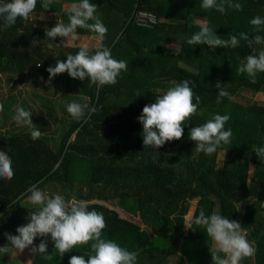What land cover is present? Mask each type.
Segmentation results:
<instances>
[{
  "label": "trees",
  "instance_id": "1",
  "mask_svg": "<svg viewBox=\"0 0 264 264\" xmlns=\"http://www.w3.org/2000/svg\"><path fill=\"white\" fill-rule=\"evenodd\" d=\"M78 2L52 0L51 8L45 10L42 0H37L29 20L18 18L13 26L0 30V76H5L8 85L13 82L9 96L0 98L4 106L0 151L10 156L15 173L10 181L0 178V247L10 246L5 233L16 235L17 227L28 222L21 216L36 211L37 206L24 204L28 189L36 184L42 191L48 186L66 199L87 201L90 211L104 216L102 238L136 252V264H170L177 255V264H212V241L206 230L194 224L192 229L185 227L202 209L206 215L218 213L241 224L255 254L240 264H264V161L253 151L264 147V73H257L256 83H251L246 73L237 72L248 55L264 50V44L249 48L240 40L236 48L212 49L187 43L204 25L225 40L231 35L239 38L241 32L250 38L264 37V26L255 32L250 23L256 16L264 18V0H225L223 14L203 9L202 0H90L98 6L96 15L107 28L99 46L109 48L114 59L126 61L127 72H121L115 85L99 90L95 85L89 87L87 79H73L67 72L45 84L49 78L46 69L57 60L66 61L68 54L75 55L80 46L49 48L45 30L51 28L34 18L56 14L67 24L64 5ZM229 3H240L242 11L228 7ZM139 11L154 15L156 22L138 25ZM77 33L95 36L82 28ZM61 39L65 38L51 42L59 44ZM26 78L33 88L32 101L44 114L37 113L27 100L21 103L42 132L35 141L32 128L17 126L13 120L17 107L11 92ZM184 80L191 81L193 102L195 96L200 102L197 114L182 125V139L158 149L143 147V126L138 121L143 107L154 103L173 82ZM217 82L233 99L216 103ZM244 91L253 98L240 101ZM72 102L88 103L97 111L86 122L75 120L67 112ZM216 114L230 116L225 130L232 131L231 143L221 145L211 156L199 153L193 159L195 142L190 139V129ZM221 152L224 162L218 166ZM193 201H197L194 214L187 221ZM114 207L142 224L122 217ZM42 239L37 237L34 244ZM46 239L53 259L31 253V264H69L71 256L87 259L94 254L89 243L61 258L50 234ZM3 255L0 253L1 259Z\"/></svg>",
  "mask_w": 264,
  "mask_h": 264
},
{
  "label": "clouds",
  "instance_id": "2",
  "mask_svg": "<svg viewBox=\"0 0 264 264\" xmlns=\"http://www.w3.org/2000/svg\"><path fill=\"white\" fill-rule=\"evenodd\" d=\"M52 0H42L41 7L45 10L51 8ZM37 7V0H0V20L3 28L13 26L17 19L29 20L31 14ZM97 5L90 3V0H79L68 7V23L57 22L51 29L45 30V36L49 39L48 47H67L79 39L77 29L82 28L94 33L93 37L97 42H102L107 33V28L96 15ZM201 7L205 10L215 9L221 14L225 13V0H202ZM228 7L236 11H242L240 3L228 4ZM89 21H94L89 23ZM255 32H260L264 26V18L256 16L250 20ZM61 37L59 44L52 43L55 38ZM240 40L247 42V46L264 44V37L255 35L249 37L248 33L231 35L229 39H221L213 30L204 25L201 30L191 36L187 41L189 45H207L212 49L218 47L236 48ZM39 40H33L36 45ZM39 67V65H37ZM127 62L116 60L112 57L107 47H96L93 52L88 44H82L75 54H68L66 61L57 60L55 66L46 69L49 73L48 83L58 74L67 72L73 79L89 81V87L95 85L97 90L105 85H115L121 72H127ZM238 73H246L251 78V83H256L257 73H264V50L256 55H248L246 62L242 63ZM43 79V78H41ZM191 81L184 80L180 83L173 82L166 92L156 97L155 102L145 105L141 115L138 117L142 124L143 147L158 149L166 142L181 140L184 134L185 125L194 115L197 114L200 97L195 96L190 87ZM218 89L216 103L220 104L224 98L233 99L231 94L221 87L217 82ZM85 100L88 98L85 97ZM3 104H0V112L3 111ZM97 111L95 107H89L88 103L80 104L72 102L67 105V112L75 120L84 119L85 122ZM32 113L22 107H17L13 120L17 126H28L32 128L31 139L38 140L42 132L32 123ZM230 119L229 115H214L201 126L192 127L189 132L190 139L195 142L192 158L203 153L211 156L217 152L221 145L231 143L232 131L225 130V124ZM253 151L264 161V147L254 148ZM15 173L12 167V160L5 151H0V178L4 180L13 179ZM28 192V202L37 206L36 211L28 216V222L16 229V235L5 233L9 245L0 247V253H22L29 249L33 255L42 254L45 260H52L53 257L47 251V237L51 236L54 249L63 258L64 254L71 252L78 246L89 245L94 254L87 259L84 256H71L69 264H136L137 253L130 252L120 247L112 240L102 238V232L106 222L102 213L96 210H89V203L84 200H77L75 197L66 199L61 194L49 195L33 184ZM193 224L204 228L211 238L213 250L211 251L212 264H240L246 258L255 254V248L246 239L241 224L228 219L221 214L213 213L206 215L202 209L185 227L192 229ZM37 237H43L39 245L34 244ZM30 264V262H29Z\"/></svg>",
  "mask_w": 264,
  "mask_h": 264
},
{
  "label": "rangeland",
  "instance_id": "3",
  "mask_svg": "<svg viewBox=\"0 0 264 264\" xmlns=\"http://www.w3.org/2000/svg\"><path fill=\"white\" fill-rule=\"evenodd\" d=\"M69 6L70 5H64V8L66 10H68ZM34 19L38 22H42L43 25H45L48 28H52L56 25L57 22H60V17L56 14H43V15H39L37 18H34ZM78 37H79V39L77 41L73 42L69 46H74V45L81 46L82 44H88L89 47H97L98 44L99 45L101 44V42H97L93 38V36H90V37L78 36ZM65 41H66V38H65ZM165 45L173 47V48H179L178 45L173 44V43H169V42H166ZM12 83L10 85H8L7 81L5 80V76L4 75L0 76V98L5 99L9 96L10 90L12 89V86H13ZM29 83L30 82L27 78L24 79V82H22V83L21 82L16 83L17 84L16 88L14 90H12V92H11L16 97L15 107H21V103L24 100H27L29 106L33 107V109H36L37 113L44 115L43 113H41L39 111V109H37V104H34L32 101L33 88L31 85H29ZM47 83H48V81L45 82V84H47ZM41 93L43 94V92H41ZM241 97L242 98H240L239 100L244 102V101L251 100L253 98V95L251 93H249L248 91H244V92H242ZM25 110L28 111L26 108H25ZM223 162H224V156H223V152H221L219 155V159H218V166L223 165ZM250 171H252V170H250ZM44 192H46L49 195L58 194L55 190H53L52 187L49 188L48 186H47L46 191H44ZM25 203H28L29 207H36V206L31 205L27 199L24 201V204ZM196 203H197V201L191 202V207H190L189 213L186 216L187 221H189L192 218V216L194 214L195 207H196ZM263 206H264V204H263ZM114 208H116V207H114ZM117 210L119 211V213L122 217L142 224L138 218L129 215L128 213L124 212L123 210H120V209H117ZM28 216H29V214H24L21 216V218H24V220H28L27 219ZM25 217H26V219H25ZM181 246H182V244L179 245V247H180L179 250H181V248H182ZM212 248H213V246H212ZM178 257H179V255L172 258L170 261V264H177ZM12 260L14 262L21 260L22 264H29V262L31 264L32 263V254H31L29 249H25L24 252L19 253V254L16 253L15 251H12L11 253H5L2 256V259L0 258V264H2V262H4V261L10 262Z\"/></svg>",
  "mask_w": 264,
  "mask_h": 264
},
{
  "label": "built area",
  "instance_id": "4",
  "mask_svg": "<svg viewBox=\"0 0 264 264\" xmlns=\"http://www.w3.org/2000/svg\"><path fill=\"white\" fill-rule=\"evenodd\" d=\"M136 22L140 26H146L148 23L156 22V18L150 13L139 11L136 15Z\"/></svg>",
  "mask_w": 264,
  "mask_h": 264
},
{
  "label": "crops",
  "instance_id": "5",
  "mask_svg": "<svg viewBox=\"0 0 264 264\" xmlns=\"http://www.w3.org/2000/svg\"><path fill=\"white\" fill-rule=\"evenodd\" d=\"M174 44V43H173Z\"/></svg>",
  "mask_w": 264,
  "mask_h": 264
}]
</instances>
